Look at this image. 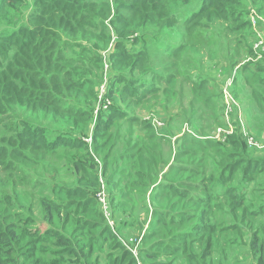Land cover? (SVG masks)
I'll return each mask as SVG.
<instances>
[{"label": "rangeland", "instance_id": "obj_1", "mask_svg": "<svg viewBox=\"0 0 264 264\" xmlns=\"http://www.w3.org/2000/svg\"><path fill=\"white\" fill-rule=\"evenodd\" d=\"M58 1L8 0L0 18V42L1 36L20 27L34 29L35 18L47 20L52 11L58 13ZM237 1L227 18L203 21L193 31L182 23L162 32L154 26L136 28L134 22L125 26L133 32L127 38L117 37L112 23L115 0H80L84 6L80 8L73 1L72 9L93 10L98 25L87 27V38L98 50L97 60L63 64L62 68L80 74L75 77L80 85L75 103L81 114L64 118L35 115L10 100V108L0 116V144L11 136L5 128L10 118L20 127L30 124L47 142L57 144L35 152L27 150L25 157L12 160L20 163L17 168L0 164V258L4 264L56 261L58 256H50L57 249L53 246L55 234L70 235L77 227L81 229L77 238L91 250V258L84 264H127L128 260L119 258L120 250H112V236L118 237L110 225L129 209L136 219L139 212L148 210L149 205L142 206L141 197L144 201L150 198L152 208L162 211L161 225L146 211L142 221L139 219L140 229L123 230L127 238L121 242L132 245L144 264L167 260L174 264H257L245 248L252 235L248 233L262 230L264 221L249 216L246 210L227 212L228 205H240L237 201L242 190H258L255 174L251 171L244 177L227 169L245 150L254 159H264V152H259L264 151V71H257V65L264 66V57H248L252 39L246 38L247 29L253 30V36L260 30L257 18L264 25V0ZM196 2L187 8L179 5L181 19L198 9ZM250 14L249 27L231 28ZM170 30L176 31L174 37L165 34ZM138 52L146 53L141 56V67L135 65ZM4 60L0 54V62ZM234 69L241 81L232 74ZM143 86L156 90L137 99L136 95H144ZM232 112L235 122L229 116ZM223 114L227 125L218 122ZM153 120L159 122H153L157 127ZM235 126L238 135L232 130ZM97 127L100 132L96 134ZM235 136L245 146L229 145ZM219 178L223 180L218 182ZM87 197L92 206L85 204ZM126 197L130 201V197L135 198V202L128 206ZM43 206L51 213L48 231ZM98 215L112 230L111 235L103 236L106 247L100 254L88 237L98 236L101 228L92 231L91 225L81 227L85 220L102 222ZM165 220L171 224L163 223ZM201 221L205 223L202 229L197 228ZM188 228L186 239L183 233ZM149 233L163 244L160 248L158 242L154 244L157 256L153 259L150 249L145 248ZM258 234L262 237V231ZM171 237L175 238L170 246L161 242ZM208 243L211 251L203 256ZM236 246L241 251L231 252ZM245 256L249 259L242 258ZM72 261L77 262L76 258Z\"/></svg>", "mask_w": 264, "mask_h": 264}, {"label": "trees", "instance_id": "obj_2", "mask_svg": "<svg viewBox=\"0 0 264 264\" xmlns=\"http://www.w3.org/2000/svg\"><path fill=\"white\" fill-rule=\"evenodd\" d=\"M7 1L8 0H0V18L5 11ZM73 1H76L77 8L84 7L83 5H80V0H59L58 4L61 5L59 10L62 11V15H59V10L58 13L52 11L48 19L44 20L39 17L35 18L37 16L36 14L32 17L35 18L34 29H23L20 27L18 30L15 29L9 35L1 36L2 42H0V54L4 55L5 60L0 62V116L4 110L10 108V100L14 101L13 104L15 106H24L26 112L35 115H51L52 117L58 116L64 118L65 116H78L81 114L75 103L79 96L76 92V87H80L79 83L75 80V77L80 76V74L78 75L75 70H64L62 68L64 66L63 64H69L72 62H79L81 64L85 62L92 63L97 60V56H99L98 50L96 45L87 38V27L92 25V28H97L98 25L95 23L96 19H94L95 15H93V10L84 9L79 11L77 8L72 9L71 5L73 4ZM195 2L196 0H115V18L112 20V23L115 25V32L119 38H127L133 34L132 31L126 30L125 26L132 25L134 22L136 28L146 29L150 26H154L157 29H161L162 32H164V30H169V28L178 27L182 23L181 26L185 27L188 31H193V29L203 21L215 22L218 19L227 18L232 13L233 6L238 4L237 0H199L195 4L198 6V9L190 10L187 17L181 19L180 15L177 13L179 5H184L186 7H183L187 8L192 6ZM262 6L260 5L257 8H261ZM250 15L251 16L243 22H240L237 26L232 25L231 28H239V26L243 28L245 26L249 27L250 23H252L251 18L253 17L252 14ZM257 20L260 30H264L262 28L264 25L261 20L258 18ZM252 31L253 30H250V28L246 31L247 40L252 39V43L249 45L248 57H264V34L260 35L258 31L255 32L254 30L255 34L253 36ZM165 34L174 37L176 31L170 30ZM86 40L87 43H85ZM260 41H263L262 46L256 47ZM145 54V52H138L134 55L136 57L135 65H142L143 57L141 56H145ZM124 55L126 56V52L121 54L123 57ZM120 59L126 60L123 58ZM96 65L99 64H95L94 66ZM255 65L257 64L255 63ZM65 66L67 67V65ZM241 68H246V66H242ZM262 69L264 71L263 65H257L258 72ZM263 81L264 79H262L261 82ZM142 90L144 91V95H136L135 97H137V99L144 98L156 89L143 86ZM131 104L132 103H130V105ZM86 115L89 114L86 112ZM256 122H259V119L256 120ZM146 125V127L150 129V124L147 123ZM5 128L10 132L11 136H7L5 142L0 144V164L8 169L11 167L17 168L16 165L20 163H13L12 160L25 157L26 152L29 149L31 152H35L36 150L47 149L50 146L51 148H54L57 145L47 142L40 130L35 131V129H33L28 123H24L23 127L16 125L13 118H10L7 123H5ZM95 132L96 134L100 132L98 127L95 129ZM236 139V136L232 137L229 145L239 143L242 146H245L242 141H236ZM255 151L258 150L255 149ZM255 154H257V152H255L254 155ZM262 154L264 153H261V157ZM236 156L237 160L227 170L231 174L242 173L244 177H248L251 171H254L255 177L253 178V181L256 182L258 190L254 187V192L251 191L250 193H244V190L241 189L242 198L237 201L240 205H237L236 203L235 208L232 204L228 205L227 212H236L240 209L246 210L250 213L249 216L258 217L264 221V199L260 200L262 191H264V159H258L260 158L259 156H255L256 159L252 158L247 150ZM94 166L96 167V165H93V167ZM222 180V178H219L218 182H221ZM234 192L236 196L239 189ZM244 198H246V200H244ZM124 199H128V197ZM144 200V197H141L140 202L142 206L149 205V209L145 210L148 214L150 213L152 216L155 215L154 221L161 225V220L163 218L162 211L158 208H152L150 198H147V201ZM131 203L132 201L129 200L128 206ZM85 204L92 206L93 203L92 200L87 197ZM245 204H247V206ZM120 210H123V208L117 211ZM171 214L172 213H169V215ZM50 216L51 213L48 212L47 206L44 207L43 219L47 222L45 224L48 225L46 231L51 228L49 225L50 222L48 221V217ZM100 216L101 215H98L99 218ZM139 217L140 212L136 219L129 209V211L120 215L119 221L115 223L113 227L110 225L118 237L117 240L115 236H112V250H120L121 254L119 255V258L124 262L128 260L127 264H138V262L131 250L127 248L129 247L133 249L134 247L132 245L129 246V244H127L126 247L124 243L121 242L122 238H127L122 231L125 229L130 231L140 229ZM101 219L102 222L85 220L84 225L81 226L83 229L90 228L89 225H91L90 229L92 231L101 228L98 236L90 235L88 237V242L94 243L98 248V254L102 253L106 247L103 242V236L112 234L110 226L106 224L103 225L102 216ZM114 219L115 218H113V220ZM202 219L203 215L200 220ZM163 223L168 224V226L171 224L170 221L166 220L163 221ZM204 225L205 223L201 221L197 228L202 229L204 228ZM211 226L214 228L216 224H212ZM115 228L119 234L115 231ZM234 229H236V227H234ZM261 231L262 237L258 234ZM79 233H81V229L77 227L70 235L60 232L55 234L54 237L56 242L53 246L57 249L53 251L50 256L54 258L58 256L56 257L58 259L50 264H84L85 261H89L91 258V250H88L87 245H82V241L77 238ZM248 234L252 235L249 237V247L245 248L246 251L254 255L257 264H264V226L262 227V230H252ZM183 235L184 237L186 236V239L189 238V228L184 230ZM155 237L156 236L152 233H149L146 237V241L149 243L145 248L150 249L149 257L151 259L156 258L157 256L155 251H153V249H155L153 248L154 244L158 242L154 239ZM173 238L175 237H171V239L161 242H168V246H170L172 243L170 241ZM152 239L153 241L150 242ZM161 245L163 244L160 242L157 243V247L160 248ZM91 248L93 247L91 246ZM211 248V243H208L203 256H208ZM238 248L239 246H236L231 252L241 251ZM229 249H226V251L230 252ZM184 253L186 254V251H184ZM238 256H240V254H238ZM165 257L166 256L163 258L164 260H166ZM73 258H76L77 262H73ZM242 258L249 259L246 256ZM240 260L242 259H239V261ZM157 263L174 264L168 260L158 261ZM0 264H4L1 258ZM108 264H112L111 261H109ZM142 264L144 263L142 262Z\"/></svg>", "mask_w": 264, "mask_h": 264}, {"label": "crops", "instance_id": "obj_3", "mask_svg": "<svg viewBox=\"0 0 264 264\" xmlns=\"http://www.w3.org/2000/svg\"><path fill=\"white\" fill-rule=\"evenodd\" d=\"M259 27V26H258ZM262 31V34H264V30H261ZM222 71H224V70H222ZM232 74H234V77L236 78V80H240L239 78H240V75H238V73L236 74V70L235 71H233V73ZM241 81V80H240ZM224 109V108H223ZM225 111V110H224ZM226 115H227V113H225ZM234 115H236L235 113H231L229 116H231V117H234ZM229 116H226V117H228L229 118ZM223 117H224V114H223ZM221 121H222V124L223 125H225L226 123H225V117L224 118H218V122L219 123H221ZM152 122H157V123H159L157 120H153ZM234 122H235V117H234ZM234 122H232V124H235ZM227 125V124H226ZM230 125H231V123H230ZM157 127V126H156ZM159 128V127H158ZM164 129L162 128V131H163ZM232 130H235V132H236V134L238 135L239 133H240V131L236 128V126L232 129ZM232 130H231V132H232ZM222 132V131H221ZM221 132H219L220 134H221ZM246 134V133H245ZM222 136V138H224V140H226V137H224L225 135H221ZM232 138V137H231ZM131 150L133 151L134 150V148L132 147L131 148ZM155 152V151H154ZM132 157H134L135 156V153H132V155H131ZM153 169V168H152ZM149 170H151V169H149ZM149 170H147L148 172H149ZM155 171H156V169H154V171L152 172L153 173V175L155 174ZM145 174H147V173H145ZM147 176V175H146ZM140 185H142V183H139ZM144 187H145V185H144ZM131 198V200L133 201V202H135V198H133V197H130ZM126 200V202H128L130 199L128 198V199H125ZM146 212V211H145ZM145 212L144 213H140V217H139V219L142 221V219H143V217L141 216V215H143V214H145ZM144 216V215H143Z\"/></svg>", "mask_w": 264, "mask_h": 264}, {"label": "built area", "instance_id": "obj_4", "mask_svg": "<svg viewBox=\"0 0 264 264\" xmlns=\"http://www.w3.org/2000/svg\"><path fill=\"white\" fill-rule=\"evenodd\" d=\"M256 24V23H255ZM260 33V32H259ZM260 35H262L261 33H260ZM262 44H263V41H260L257 45H256V47H259V46H262ZM104 206H105V208H106V206H107V202H106V204H104ZM107 217H108V215H106ZM112 227H113V225H111ZM124 243V242H123ZM124 245L127 247V244L126 243H124ZM129 250H131V252L133 253V255L136 257V259H137V262H138V264H142V261L139 259V257H138V251H137V253L135 252V249H132V248H129V247H127ZM137 250V249H136Z\"/></svg>", "mask_w": 264, "mask_h": 264}, {"label": "clouds", "instance_id": "obj_5", "mask_svg": "<svg viewBox=\"0 0 264 264\" xmlns=\"http://www.w3.org/2000/svg\"><path fill=\"white\" fill-rule=\"evenodd\" d=\"M255 25H257V22H256V24H255ZM258 32H260V33L262 34V31H260V30H259Z\"/></svg>", "mask_w": 264, "mask_h": 264}]
</instances>
